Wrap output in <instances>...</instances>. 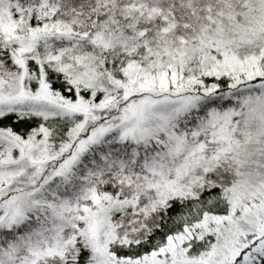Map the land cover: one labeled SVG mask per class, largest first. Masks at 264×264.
I'll return each instance as SVG.
<instances>
[{
    "label": "snow or ice",
    "instance_id": "obj_1",
    "mask_svg": "<svg viewBox=\"0 0 264 264\" xmlns=\"http://www.w3.org/2000/svg\"><path fill=\"white\" fill-rule=\"evenodd\" d=\"M0 264H264V0H0Z\"/></svg>",
    "mask_w": 264,
    "mask_h": 264
}]
</instances>
